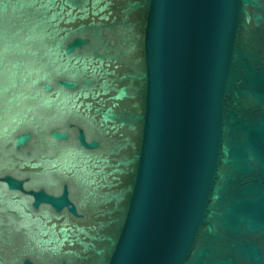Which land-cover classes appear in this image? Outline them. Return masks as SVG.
<instances>
[{
	"label": "water",
	"instance_id": "1",
	"mask_svg": "<svg viewBox=\"0 0 264 264\" xmlns=\"http://www.w3.org/2000/svg\"><path fill=\"white\" fill-rule=\"evenodd\" d=\"M0 264H264V0H0Z\"/></svg>",
	"mask_w": 264,
	"mask_h": 264
}]
</instances>
